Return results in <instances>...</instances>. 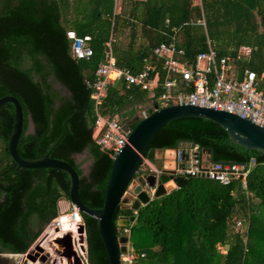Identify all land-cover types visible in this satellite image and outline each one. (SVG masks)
<instances>
[{"label":"trees","instance_id":"1","mask_svg":"<svg viewBox=\"0 0 264 264\" xmlns=\"http://www.w3.org/2000/svg\"><path fill=\"white\" fill-rule=\"evenodd\" d=\"M128 1L136 7L141 4ZM194 1L149 0L143 28L161 30L169 19L168 32L173 26L181 27L180 32L189 36L183 47L189 57L204 52L206 36L197 24L201 13ZM61 7L62 0H0V98L13 96L23 109L19 156L33 160L48 154L69 163L80 176L82 202L98 209L103 206L112 159L93 139L94 103L87 82H93L103 61L114 0H79L75 5V33L92 38L89 60L72 57ZM202 7L207 37L218 56L236 58L241 48H249L250 57L239 69L264 72V0H202ZM147 53L140 52L135 61ZM117 67L131 69L132 65ZM151 103L143 91L125 90L118 82L109 87L101 113L117 116L125 124L140 118L144 110L151 113ZM13 124L14 107L5 104L0 109V255L27 253L58 216L59 199L68 200L69 193L66 173L17 167L7 146ZM186 143L211 150L217 163L247 165L254 160V166L246 167V191L241 179L225 186L190 178L182 188L153 199L137 211L131 226V232L138 229L150 235L149 245L137 252L138 264H264V154L234 144L225 130L201 118H181L165 125L150 148L171 150ZM83 152L92 159L86 175L75 160ZM81 216L88 263L108 264L96 221ZM121 216L134 214L117 208L115 230ZM237 222L243 231L235 229ZM226 244L229 249L223 253Z\"/></svg>","mask_w":264,"mask_h":264},{"label":"built area","instance_id":"2","mask_svg":"<svg viewBox=\"0 0 264 264\" xmlns=\"http://www.w3.org/2000/svg\"><path fill=\"white\" fill-rule=\"evenodd\" d=\"M195 4L201 8V18L197 24L204 26L202 0H195ZM165 23L168 24V20ZM180 31L181 27L171 28L167 39L155 45L150 54L143 57L141 69L137 71L117 67L111 49L112 39L106 44L103 61L94 73L93 82L91 84L87 82V85L91 88L90 98L94 103L93 139L112 160L126 143L127 133L123 131V124L117 116L102 115L101 105L109 87L117 82H121L125 90L137 88L146 92L152 100L151 111L178 105L211 108L237 115L264 127V72L257 74L247 68L239 71L229 57H219L210 43L206 51L189 57L177 46ZM66 35L71 41V55L74 59L92 58L91 36L79 37L73 30L67 31ZM147 115L146 111H143L140 118L143 119ZM203 155L205 153L198 145L190 143L180 145L175 149L176 175L186 179L212 180L225 186L233 180L241 179L242 190L246 191L245 179L248 174L246 167L254 166V160L247 165L211 162L205 166ZM142 167L145 172L159 173L147 159H143ZM136 213L133 212L134 217ZM132 224L120 228L122 236H130ZM80 226L85 227V223L74 206L60 208L58 216L46 227L47 232L44 237L35 243L43 246V243L49 239L51 242L61 238L67 234L65 233L67 228L74 230V232L69 231L74 250L81 251V246L86 248L87 244L85 231L83 233L85 243L82 244L80 241L78 232ZM240 226L241 223L237 222V227ZM125 247V252L120 254L121 264H138L139 255L129 241ZM81 255L89 264L83 252ZM25 256L26 253L22 255V264H38L27 260Z\"/></svg>","mask_w":264,"mask_h":264},{"label":"water","instance_id":"3","mask_svg":"<svg viewBox=\"0 0 264 264\" xmlns=\"http://www.w3.org/2000/svg\"><path fill=\"white\" fill-rule=\"evenodd\" d=\"M5 104H11L14 107V124L7 145L11 159L18 168L56 169L66 173L69 178L68 200L60 198L59 202L64 201L74 206L81 215L96 221V228L104 245L108 264H121L120 254L125 252V245L130 236H121L120 228L128 227L136 220L134 216H121L116 222L118 229L115 230L113 224L115 210L120 208L124 211L137 212L153 199L180 189L188 182L185 177L177 176L175 170L163 168L162 155L167 150L150 148L154 136L162 127L181 118H201L225 130L234 144L247 151L264 154V127L247 119L228 112L196 106L178 105L161 108L152 111L143 119L134 117L123 124V131L127 133L126 143L112 160L103 206L94 209L82 202L78 192L80 176L69 163L50 158L48 154L33 160H25L19 156L17 146L23 131V109L20 102L13 96L0 98V109ZM154 107L157 108L156 105ZM133 124L135 125L131 127ZM202 151L210 156L212 163H216L211 150L202 149ZM143 159H147L159 173L143 171ZM236 196L239 197V194ZM84 229V226H80L78 231L82 244L85 243ZM49 248L54 250L60 264H64V261L66 264H87L84 257L82 255L79 257L74 250L69 233L62 238L52 240ZM224 249L228 251L229 245L226 244ZM87 250L88 247L81 246L83 253L87 254ZM33 251L26 253L27 260L33 263H48L51 255L44 246L35 243ZM2 257L0 255V261ZM53 262L56 263L55 260Z\"/></svg>","mask_w":264,"mask_h":264},{"label":"crops","instance_id":"4","mask_svg":"<svg viewBox=\"0 0 264 264\" xmlns=\"http://www.w3.org/2000/svg\"><path fill=\"white\" fill-rule=\"evenodd\" d=\"M78 1L79 0H62L61 17H62L64 26L68 30L76 31L75 25H76L77 15L75 13V10H76L75 5L77 4ZM126 1L127 0H116L115 2L114 0L113 16L111 18V22H112L111 27L113 28V31H114V40L112 39L113 42L111 43V49H112V52L116 59L117 64H121L123 67L131 64L132 65L131 69L137 71L141 69V61L144 56L150 54L154 43H156V41H159L157 43L159 44L162 41L167 39V36L170 33V31L168 32V29L170 28L169 26L170 24H169V19H166L168 20V24L165 23L166 21L165 20L163 29L161 30H149V29L143 28L141 20L144 19L146 16L144 7L146 6L149 0H147L146 2L133 0L137 3H141V4H138L137 7L136 5L132 4L133 2L132 3L129 2L130 4H127ZM194 5L198 6L197 4H195V1H194ZM199 9L201 13V8L199 7ZM202 12H203V7H202ZM203 17H204V13H203ZM203 32L205 33V36H206V50H207L208 43H210L212 47L215 49L213 42L207 37L205 25L203 26ZM187 37L189 36H185L180 32L178 35V39H177V46L180 49H183L184 51L185 49L183 47L187 46L186 45ZM107 43H108V40L103 45L104 46L103 58H104V54L106 51ZM144 50L148 51V53L144 55L140 61H135V59L140 56V52ZM250 51L251 50L249 48L243 47L237 52L236 58H233L230 56H225V57H229L232 60V63L234 64L235 68L241 71L238 66L240 63H243L249 59ZM57 84L61 89H63L67 93L66 89L63 86H61L59 83ZM133 90H140V89L135 88ZM147 97L149 98L148 95ZM31 130H32V126H31ZM202 159H203V164L205 166L211 163V158L206 153L205 155L202 156ZM162 164H163V168L166 170H171V171L175 170L176 168L175 149L164 151L162 155ZM245 194H246L245 195L246 197L250 196V194L247 192ZM58 205H59V209L61 208V206L62 208L68 207V204L65 203L64 201L59 202ZM235 229L236 230L239 229L238 231H243V229H240L239 227H237V223H236ZM1 256L3 257L0 261V264H22L23 263V259L22 261L16 260L22 257V255L2 254Z\"/></svg>","mask_w":264,"mask_h":264},{"label":"rangeland","instance_id":"5","mask_svg":"<svg viewBox=\"0 0 264 264\" xmlns=\"http://www.w3.org/2000/svg\"><path fill=\"white\" fill-rule=\"evenodd\" d=\"M126 2H127V4H130L128 0ZM108 36H109L108 37V41H109V38L114 40V31H113L112 27L110 28V32H109ZM54 87L56 89H58V90L61 89L58 86L57 83H54ZM61 90L63 91V93L66 94V92L63 89H61ZM30 131H31V125L29 126V131L28 132H30ZM75 160H76L77 164L79 163L83 174L86 175L89 172V168H90L91 163H92L91 157L86 152H83L82 154L75 156ZM61 208H62V206H61ZM239 221L242 222L241 220H239ZM240 229H244V226L242 228H240ZM46 232H47V229L45 227V229L43 230V232L41 233V235L39 236V238L35 242L41 240V238L44 237ZM149 238H150L149 234L143 235V234L140 233V231L138 229H134L132 232H130L129 242H130L131 246L134 248V250L137 253V252H139V250H141V249H143V248H145L146 246L149 245V243H150V239ZM49 245H50V239L43 243L44 248L47 249L49 251V253H51V258H50L51 260L48 261L47 264H54L52 262L54 260L59 262V258L57 256H55V253H54L53 250H50ZM32 249L33 248H30V250H32ZM221 250H222V248H221ZM226 251L227 250L224 249L223 253H226ZM84 256H85V258H87V255L85 253H84ZM22 259L23 258L20 257V258H18L16 260L17 261H22ZM38 264H41V263H38ZM65 264H66V261H65Z\"/></svg>","mask_w":264,"mask_h":264},{"label":"bare ground","instance_id":"6","mask_svg":"<svg viewBox=\"0 0 264 264\" xmlns=\"http://www.w3.org/2000/svg\"><path fill=\"white\" fill-rule=\"evenodd\" d=\"M65 231H66L65 233H69V231L74 232V230L67 229V228H65ZM77 254H78L79 257H81L82 252L80 250H77ZM56 264H60V263L58 261H56Z\"/></svg>","mask_w":264,"mask_h":264},{"label":"clouds","instance_id":"7","mask_svg":"<svg viewBox=\"0 0 264 264\" xmlns=\"http://www.w3.org/2000/svg\"><path fill=\"white\" fill-rule=\"evenodd\" d=\"M66 203V202H65ZM68 206H69V204H68ZM58 213H59V205H58ZM86 232V231H85ZM131 232V231H130ZM120 235H121V233H120ZM122 236V235H121ZM62 238V237H61ZM33 246H34V244H33ZM33 246H31L30 248H33ZM33 250V249H32ZM28 251H30V249L28 250ZM27 251V252H28Z\"/></svg>","mask_w":264,"mask_h":264}]
</instances>
